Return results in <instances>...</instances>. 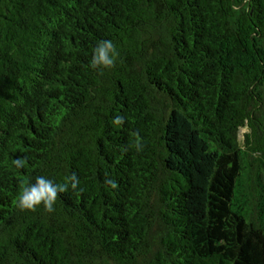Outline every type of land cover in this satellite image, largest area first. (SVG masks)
<instances>
[{
    "label": "trees",
    "instance_id": "trees-1",
    "mask_svg": "<svg viewBox=\"0 0 264 264\" xmlns=\"http://www.w3.org/2000/svg\"><path fill=\"white\" fill-rule=\"evenodd\" d=\"M0 264H264V0H0Z\"/></svg>",
    "mask_w": 264,
    "mask_h": 264
},
{
    "label": "clouds",
    "instance_id": "clouds-1",
    "mask_svg": "<svg viewBox=\"0 0 264 264\" xmlns=\"http://www.w3.org/2000/svg\"><path fill=\"white\" fill-rule=\"evenodd\" d=\"M118 55L112 41L105 40L97 44L93 49L91 61L92 67L110 68L113 66ZM17 167L22 168L25 164L23 159L18 158L14 161ZM72 187L75 188L78 180L75 176L71 178ZM113 187L115 185L113 184ZM67 185L54 183L45 176H38L34 183L26 184L22 187L17 197L18 206L22 210L34 211L37 207L43 205L46 211H53L58 193L66 191Z\"/></svg>",
    "mask_w": 264,
    "mask_h": 264
},
{
    "label": "rangeland",
    "instance_id": "rangeland-1",
    "mask_svg": "<svg viewBox=\"0 0 264 264\" xmlns=\"http://www.w3.org/2000/svg\"><path fill=\"white\" fill-rule=\"evenodd\" d=\"M246 131V128L244 127V128H241L240 130H239V133H238V138H239V141L241 142L242 141V135H243V133Z\"/></svg>",
    "mask_w": 264,
    "mask_h": 264
}]
</instances>
